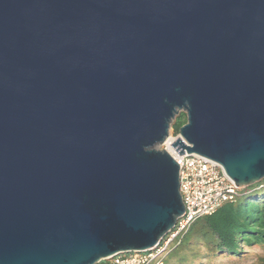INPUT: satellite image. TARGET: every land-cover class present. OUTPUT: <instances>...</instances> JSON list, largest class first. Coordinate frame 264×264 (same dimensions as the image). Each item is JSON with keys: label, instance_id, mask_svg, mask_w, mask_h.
Wrapping results in <instances>:
<instances>
[{"label": "water", "instance_id": "95a60500", "mask_svg": "<svg viewBox=\"0 0 264 264\" xmlns=\"http://www.w3.org/2000/svg\"><path fill=\"white\" fill-rule=\"evenodd\" d=\"M264 180V0H0V264H99L184 213L165 150Z\"/></svg>", "mask_w": 264, "mask_h": 264}, {"label": "trees", "instance_id": "16d2710c", "mask_svg": "<svg viewBox=\"0 0 264 264\" xmlns=\"http://www.w3.org/2000/svg\"><path fill=\"white\" fill-rule=\"evenodd\" d=\"M185 123L186 116H178L171 135L177 136ZM253 249L264 252V180L241 192L235 202L196 220L163 264H214L219 259L240 262ZM256 263L264 264V256H258Z\"/></svg>", "mask_w": 264, "mask_h": 264}, {"label": "built area", "instance_id": "2783aa9c", "mask_svg": "<svg viewBox=\"0 0 264 264\" xmlns=\"http://www.w3.org/2000/svg\"><path fill=\"white\" fill-rule=\"evenodd\" d=\"M179 136L169 137L160 145L179 167V194L184 213L174 228L151 250L143 253L120 254L101 264H163L166 256L177 247L192 224L211 216L226 203H233L240 192L226 177L221 166L195 154L179 155L171 144ZM167 151V143H170Z\"/></svg>", "mask_w": 264, "mask_h": 264}, {"label": "rangeland", "instance_id": "374dc122", "mask_svg": "<svg viewBox=\"0 0 264 264\" xmlns=\"http://www.w3.org/2000/svg\"><path fill=\"white\" fill-rule=\"evenodd\" d=\"M180 115H184L185 113L183 111H178L177 115L175 116V118L173 119V121ZM173 121L171 123V126L173 124ZM169 133L171 134V128ZM157 150H162L160 145L155 147ZM258 256H264V252L258 249H253L251 252H249L248 257L242 259V261L240 262H233V261H229V260H224V259H219L217 261H215L214 264H257L256 263V258H258Z\"/></svg>", "mask_w": 264, "mask_h": 264}, {"label": "bare ground", "instance_id": "6f19581e", "mask_svg": "<svg viewBox=\"0 0 264 264\" xmlns=\"http://www.w3.org/2000/svg\"><path fill=\"white\" fill-rule=\"evenodd\" d=\"M170 144H171V142L170 143H167V146H168L167 151H170L171 150V148L169 147Z\"/></svg>", "mask_w": 264, "mask_h": 264}]
</instances>
